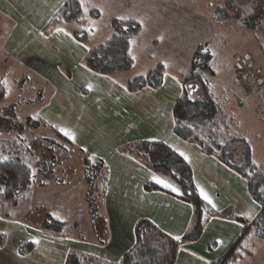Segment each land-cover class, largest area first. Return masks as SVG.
<instances>
[{
	"label": "crops",
	"instance_id": "obj_1",
	"mask_svg": "<svg viewBox=\"0 0 264 264\" xmlns=\"http://www.w3.org/2000/svg\"><path fill=\"white\" fill-rule=\"evenodd\" d=\"M65 1L0 0V18L6 26L0 54L23 71L38 73L49 86L48 100L34 111L36 120L83 155L104 162L107 180L101 201L107 221L102 238L105 243L65 233V237L47 236L38 228L41 222L29 224L0 213V235L4 237L0 264H64L69 252L116 264L136 246L135 229L140 222L153 228L154 232L145 236L152 248L164 256L167 248L172 249L171 264L215 262L251 228L262 210L259 204H253L246 180L215 157L204 155L198 146L174 136L172 108L182 93L177 79L164 73L160 88L129 93L124 88L125 80L117 79V74L105 76L87 69L83 64L87 47H79L82 43L72 36L69 39L55 30L44 36L42 28ZM60 128L71 132L75 140L65 137ZM141 142L161 143L177 153L190 168L196 190L203 189L216 205H209L197 190L215 213L203 224L197 240L181 242L193 222L192 206L151 177L169 182L166 178L121 152ZM54 168L45 174L39 169V183H51ZM145 183H153L162 191H145ZM156 233L165 239L158 241ZM176 236L180 239H173ZM25 243H32L33 249L26 255L18 254V247Z\"/></svg>",
	"mask_w": 264,
	"mask_h": 264
},
{
	"label": "rangeland",
	"instance_id": "obj_2",
	"mask_svg": "<svg viewBox=\"0 0 264 264\" xmlns=\"http://www.w3.org/2000/svg\"><path fill=\"white\" fill-rule=\"evenodd\" d=\"M85 7L83 22L65 25V31L85 30L88 40L83 45L92 48L112 34V19L127 17L123 20L138 22L141 30L131 40V55L128 51L133 67L115 77L124 81L161 64L164 73L177 79L181 88L182 81L190 79L185 89L192 100H204L201 87L206 83L216 98L217 120L225 123V135L244 138L254 164L264 174V0H85ZM218 7L230 10L222 23L214 15ZM93 11L99 17L90 16ZM248 19H252L251 24L245 25ZM5 31L0 18V44ZM204 55L210 57L208 70L202 65ZM0 82L5 91L0 97V111L7 102L21 100L31 107L32 117L24 122V110L17 111L21 116L12 119L16 129L10 127L7 134L0 133V157L18 155L34 173L32 189L21 193L14 203L0 197V213L29 224L41 222L48 214L65 223L66 235L85 240L95 239L96 235L100 239L97 201L94 195L87 198L84 194L93 185L94 177L90 176L87 183L79 181L89 171L83 166L84 155L34 122L35 109L49 98L47 84L38 73L23 71L1 54ZM20 136L26 139L22 144ZM17 143L22 147L18 153ZM53 168L51 183L40 184L38 173L45 174ZM1 203L6 206L1 207ZM245 232L240 237L239 252H246L233 264H264V236L254 228Z\"/></svg>",
	"mask_w": 264,
	"mask_h": 264
},
{
	"label": "trees",
	"instance_id": "obj_3",
	"mask_svg": "<svg viewBox=\"0 0 264 264\" xmlns=\"http://www.w3.org/2000/svg\"><path fill=\"white\" fill-rule=\"evenodd\" d=\"M80 4L79 0H66L42 28V34L47 36L57 27L63 28L65 25L73 23L81 24L84 14ZM229 11L228 7L216 8L214 11L216 21L220 23L225 21L229 16L227 14ZM89 15L92 17H99L97 11H93L89 13ZM250 20L252 19H248L244 24L250 25ZM110 28L112 34L101 44L92 48H87V52L83 59L84 66L91 72L99 75L109 76L121 72H128L134 64L133 59L128 55L130 48L129 42L139 34L141 30L140 24L134 20H121L115 18L110 21ZM66 31L76 41L82 44L87 43L88 35L85 30L66 29ZM195 56H197V54ZM202 57V65L204 69L208 70L207 61L210 57L209 55H204ZM163 76L164 67L158 64L143 74L126 79L124 88L129 93H136L144 88L155 90L160 88ZM195 77L194 75L192 78L194 79ZM189 80L190 79L187 78L182 81V93L177 98L172 108V117L173 121H175L172 133L179 140L198 146L204 155L215 157L230 170L246 180L251 198L262 208L259 216L250 229L254 228L261 236H264V194L263 192L259 193V190L264 187V174L254 164L248 142L240 136L225 135V123L217 120V101L214 94L210 91V88H208V85L204 83L201 87L204 100H192L190 98V91L185 89ZM47 89L51 94L49 86H47ZM4 94V88H2L0 84V97L3 98ZM30 101L32 100L29 99V102ZM14 103L15 102H7V106L3 107L4 109L0 111V133L2 134H7L10 131V127L16 129L17 126L12 123V119L18 115L21 116V114H17V111L20 112V110H24V122H28V119L32 118L29 113L31 110L30 106H25L21 100ZM26 110L29 114L26 113ZM35 121L38 122V125H41L47 131L57 135L60 139L65 141L64 138L56 134L42 121L34 119V122ZM24 128L25 126H23L22 129ZM34 128L36 130L38 126ZM24 140H26L24 137H18L19 144L24 143ZM12 145L16 146L15 140L12 141ZM18 146L17 143V150H15L17 153L20 152L22 148ZM121 152L146 163L153 172L166 178L172 185L179 189L180 195L176 197L190 204L194 209L191 228L182 237L181 242H192L197 240L201 234L203 224L208 219L215 216V213L199 197L192 182L191 170L186 162L168 147L155 142H141L129 148H122ZM3 154L4 153L1 152V155ZM40 165L45 167L43 163ZM83 166L85 170L89 168L90 172L87 170L85 176L79 181L87 183L90 176L94 177L92 179L93 185L90 184V186L84 190V194L87 198L89 195L95 196L93 198L97 201L96 217L100 219V239H98L96 235L95 237L99 240L100 244H104L105 239L102 238L104 236V229L106 228L107 221L102 212L101 200L104 184L107 180V168L102 160L85 155L83 158ZM93 171L94 174H92ZM33 178L34 175L31 168L20 156L11 155L8 156L6 160L0 157V188L4 189V191L0 193V197L8 202L14 203L21 193L32 189V183L34 182ZM92 190H94V192ZM144 190L148 192L162 191L153 183H145ZM93 206L94 205L91 204L92 208ZM99 209L100 213H98ZM227 213L228 212L223 213L222 215L224 216ZM234 220L239 221L238 219ZM64 227V222L46 215L38 228L41 233L47 236L65 237L63 233ZM153 232V228L145 222L137 224L135 229L136 246L125 253L116 264H171L172 249L169 250L167 248L166 255L164 256L157 248H152L150 246L151 243H147L148 239L145 238V236H148V234L151 235ZM156 235L159 239L158 241L161 240L162 242V239H165V237L159 233H156ZM141 237L142 240L140 239ZM242 239L238 237L226 249L225 253L211 264H233L241 259L243 257V252H246H239ZM3 242L4 237L0 235V247ZM33 247L34 245L32 243H25L18 247V254L26 255ZM64 264L111 263L90 255L69 252Z\"/></svg>",
	"mask_w": 264,
	"mask_h": 264
},
{
	"label": "snow or ice",
	"instance_id": "obj_4",
	"mask_svg": "<svg viewBox=\"0 0 264 264\" xmlns=\"http://www.w3.org/2000/svg\"><path fill=\"white\" fill-rule=\"evenodd\" d=\"M80 7L83 8L85 10V12H87V8L85 7V0H81V4H80ZM127 17H119V19L123 20V19H126ZM55 33L56 34H63L65 37H68L69 39H72L71 35L65 31L63 28L61 27H57L55 29ZM42 35V34H41ZM75 43V41H73ZM130 44L133 43V41H130L129 42ZM79 47H84L83 44H80ZM129 54L131 55V49H129ZM173 79H175L173 77ZM115 83V81H113ZM189 87L191 88L192 86L189 85ZM89 90H91V85H89ZM33 119H37L36 116H33ZM173 123H175V121H173ZM53 127H56L55 125H53ZM59 131L65 136L67 137L69 140H75V137L73 136V134L69 131H67L66 129L64 128H60ZM181 156L184 157L185 160H188V157L186 155H184V153H180ZM4 159L6 160L7 157H4ZM34 175V173H33ZM152 180L156 183V184H159L160 186H162L163 188H166V189H170L172 192L176 193L177 195H180V192H179V189H177L174 185H172L171 183L161 179L160 177H157V176H152L151 177ZM199 191V194H200V197L206 201L209 205H212L213 208H216V205L213 203L212 199L208 196L207 193L204 192L203 189L201 188H198L197 189ZM4 191L3 188H0V193H2ZM256 202L253 201V204H255ZM57 219H59V217H57ZM233 223H235V221H233ZM242 227V225H240ZM173 239L175 240H179L180 237L179 236H176V237H173ZM33 243L35 244H39L40 242L38 240H34ZM217 243H222V241H217ZM246 246V245H245Z\"/></svg>",
	"mask_w": 264,
	"mask_h": 264
},
{
	"label": "water",
	"instance_id": "obj_5",
	"mask_svg": "<svg viewBox=\"0 0 264 264\" xmlns=\"http://www.w3.org/2000/svg\"><path fill=\"white\" fill-rule=\"evenodd\" d=\"M264 190V187L262 189L259 190V193L262 192Z\"/></svg>",
	"mask_w": 264,
	"mask_h": 264
}]
</instances>
